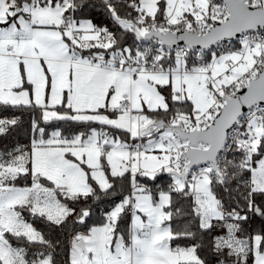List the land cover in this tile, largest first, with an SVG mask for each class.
<instances>
[{
  "label": "snow or ice",
  "instance_id": "6c2138e0",
  "mask_svg": "<svg viewBox=\"0 0 264 264\" xmlns=\"http://www.w3.org/2000/svg\"><path fill=\"white\" fill-rule=\"evenodd\" d=\"M0 264H264V0H0Z\"/></svg>",
  "mask_w": 264,
  "mask_h": 264
}]
</instances>
